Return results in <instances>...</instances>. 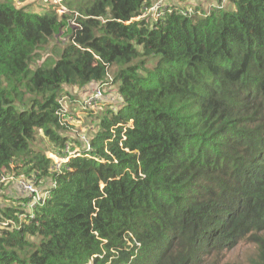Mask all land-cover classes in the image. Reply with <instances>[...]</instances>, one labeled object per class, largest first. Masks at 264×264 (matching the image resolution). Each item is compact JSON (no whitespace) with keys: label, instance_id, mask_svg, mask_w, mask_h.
<instances>
[{"label":"trees","instance_id":"obj_1","mask_svg":"<svg viewBox=\"0 0 264 264\" xmlns=\"http://www.w3.org/2000/svg\"><path fill=\"white\" fill-rule=\"evenodd\" d=\"M75 1L59 14L0 0V193L3 176L50 180L33 217L21 193L0 203V264H234L247 239L264 264V0H180L158 21L141 17L154 0ZM94 83L122 101L86 150L59 101ZM37 139L81 154L56 171Z\"/></svg>","mask_w":264,"mask_h":264},{"label":"rangeland","instance_id":"obj_2","mask_svg":"<svg viewBox=\"0 0 264 264\" xmlns=\"http://www.w3.org/2000/svg\"><path fill=\"white\" fill-rule=\"evenodd\" d=\"M1 1H4V0H1ZM11 1L16 8H26L33 12H40L42 8L50 7L49 3H51L52 1L59 2L60 5L56 6L57 12L59 14H61L62 12L68 9L64 4L60 3L61 2L60 0H11ZM187 1L188 0L182 1V7L187 8L186 12L190 11L189 13L193 12L197 4L202 6L204 10H208L212 6H216L218 4L217 0L216 1L207 0V4H203L199 1L197 3H194L195 2L194 0H193L194 2H189V3ZM75 2L76 4L77 3L78 4L88 3L89 0H76ZM227 5L228 4H225V5L222 4V6L224 7ZM182 12L185 13V11H182ZM139 18L140 17L138 18L136 17L134 18V20H138ZM65 31L66 29H62L60 36L58 35L54 36L53 38L50 39L47 45H45L43 48L37 51L38 55L32 61V66L40 65L42 61L45 60V58L48 55H50V52L52 51V48L54 46H59V44L61 45L66 40V37L68 36L69 31L64 33ZM114 70L115 68L111 67V70H109V74L112 75L111 72H114ZM82 91H83L82 92L83 94L86 91V89H83ZM103 91H104L105 96L104 98H102L101 102L98 101L97 102L98 104L96 103L94 105H91L89 109L86 108L85 110L76 106L74 104V100L72 99V97H69L66 93L62 95L66 97L65 99L62 100V108L65 109L64 111L69 113L67 118L63 119L67 123V131L63 132V134L66 136L68 135L70 138L71 137L77 138L78 141H80L81 143L85 145L86 150H89V148H87V145L85 144L86 141L81 140L79 136H85L86 139L88 140L89 137L92 136L96 131L95 122H97V116L103 115V113L110 106H114L113 108L115 109V105L119 102V99H120V97L117 95V90H116L115 85L104 84ZM86 94L83 97H85ZM89 112H91L92 114L91 117L93 120L90 118H87ZM59 123H60V120H59ZM60 125L62 124L60 123ZM77 140H72V142L69 141L66 144V148L62 150V155L55 153L52 150L51 144L49 143L48 145H50L49 147L50 149L45 150L44 144L47 143V141L45 140L37 139L36 142H34V145H36L38 148L41 147L42 149H44L46 157L50 159L52 158L53 160L52 159L51 160L56 166L57 165L62 166L64 163H66L69 160L71 156H77L81 154L80 150L82 148V145L81 144L77 145L76 143ZM64 156H68V157L66 159H62V158H65ZM7 179L8 180H6V183L8 182V184H7L6 189L3 190V194L0 193V203H9L15 206H19V205L23 206L24 202H22V200H19L21 199L20 197L12 198V196H16L15 192L12 190L13 188H15V186L11 185L10 183L15 182L14 180L16 178L12 176H8ZM38 183H39L38 185L41 188L47 189L49 187L50 180L48 179H44L43 181L38 180ZM4 193H6V195H4ZM29 215L33 217V213H29ZM26 216H27L26 214H22L21 219H24ZM2 228L3 227L1 226L0 230ZM259 235L264 236V231L259 232ZM258 254H259L258 244L254 241H250L249 239H247L246 241H242L238 243L232 250L226 252L223 258V262H229V263H234V264H253L252 261L254 259H257L259 261Z\"/></svg>","mask_w":264,"mask_h":264},{"label":"built area","instance_id":"obj_3","mask_svg":"<svg viewBox=\"0 0 264 264\" xmlns=\"http://www.w3.org/2000/svg\"><path fill=\"white\" fill-rule=\"evenodd\" d=\"M62 1V0H60ZM180 0H154V2L151 4L150 7L145 9L143 15L141 17H148L152 21H158L160 19H163L165 15L172 10L173 4H176V2H179ZM226 2L227 0H223ZM54 4L60 5L59 2H54ZM223 2V3H224ZM62 3V2H60ZM187 8H185L182 11H185V13H189L190 11L186 12ZM181 11V12H182ZM184 13V12H183ZM104 84L100 83H94L92 88L88 91L85 97L73 99L74 104L78 106L79 108L86 109L90 108L91 105L96 104L98 101L101 102L102 98H104V91H103ZM119 96V95H118ZM120 97V96H119ZM66 97L62 96L60 98V109L58 111V116L60 123L63 126L67 127V123L63 120L64 118H67L68 114L65 109L62 108V100ZM122 101V98L120 97L119 102L117 104H120ZM98 104V103H97ZM81 140L86 141L87 148H89L88 140L85 136H79ZM90 149V148H89ZM66 159L68 156H64ZM52 159V158H51ZM53 160V159H52ZM61 165H55L53 166V169L56 171H60ZM17 187L19 192L22 194V196L26 197V204L25 206L29 210L30 213H33V209L39 205H42L47 198H49V190L48 189H42L38 185L35 184L32 178L27 177H18L17 180Z\"/></svg>","mask_w":264,"mask_h":264},{"label":"crops","instance_id":"obj_4","mask_svg":"<svg viewBox=\"0 0 264 264\" xmlns=\"http://www.w3.org/2000/svg\"><path fill=\"white\" fill-rule=\"evenodd\" d=\"M183 1V0H182ZM195 1V2H194ZM188 0L187 2L189 3V2H194V3H197L198 1L199 2H201V3H203V4H207V0ZM213 1H216V0H213ZM187 3V4H188ZM93 86V85H92ZM92 86H90L83 94H82V90L80 91V89L77 87V86H73V87H66V89L69 91V97H72V98H82L91 88H92ZM8 178V176H3V180H8L7 179ZM16 180H17V178L14 180L15 182L13 183L12 182V184L13 185H15V188H13L12 190L15 192V194H16V196H12V198H18V197H21V195H20V192H19V190H18V187H17V182H16ZM5 184H8V182L7 183H5ZM11 184V185H12Z\"/></svg>","mask_w":264,"mask_h":264}]
</instances>
